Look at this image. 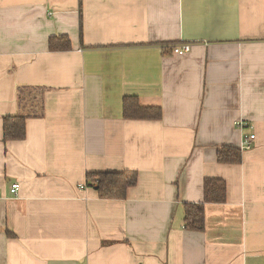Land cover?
I'll return each instance as SVG.
<instances>
[{
  "label": "crops",
  "instance_id": "crops-1",
  "mask_svg": "<svg viewBox=\"0 0 264 264\" xmlns=\"http://www.w3.org/2000/svg\"><path fill=\"white\" fill-rule=\"evenodd\" d=\"M81 9L82 40L79 0H0V264H264V0ZM60 34L71 50L49 49ZM181 43L191 50L174 54ZM34 94L42 114L5 141L4 118ZM129 95L162 118L126 119ZM251 134L242 163L218 161ZM127 170L125 199L86 185ZM206 177L226 180L227 201L187 230Z\"/></svg>",
  "mask_w": 264,
  "mask_h": 264
},
{
  "label": "trees",
  "instance_id": "trees-1",
  "mask_svg": "<svg viewBox=\"0 0 264 264\" xmlns=\"http://www.w3.org/2000/svg\"><path fill=\"white\" fill-rule=\"evenodd\" d=\"M79 4L80 38L82 40V0H79ZM48 46L51 51H67L72 49V41L66 34L54 35L49 38ZM28 90L31 91L30 88ZM23 101L18 114L4 118L5 141L23 139L26 136L27 118L42 114V100L37 94L32 95L28 100L24 95ZM123 113L126 119L158 120L163 115L160 106H145L141 104L137 96L133 95L123 98ZM217 159L223 164L238 165L242 163L243 150L241 147L224 145L219 148ZM137 178L136 171L96 172L88 174L86 185L94 187L100 198L121 200L127 197L129 188L136 184ZM227 197L226 180L220 177H206L204 180V201L185 203L184 205V228L191 231H204L206 228V203H224L227 201Z\"/></svg>",
  "mask_w": 264,
  "mask_h": 264
},
{
  "label": "built area",
  "instance_id": "built-area-1",
  "mask_svg": "<svg viewBox=\"0 0 264 264\" xmlns=\"http://www.w3.org/2000/svg\"><path fill=\"white\" fill-rule=\"evenodd\" d=\"M191 50V44L190 43H181V44H175L172 46V52L174 54H183L185 52H188ZM245 122L240 121L237 123V125H240L241 127L245 126ZM255 139V135L251 134V135H247L245 136L242 145H241V149L247 150V149H251L253 147V140ZM10 191L12 194L16 195L18 194L19 191V184L18 183H13L11 185ZM143 264V263H140Z\"/></svg>",
  "mask_w": 264,
  "mask_h": 264
}]
</instances>
